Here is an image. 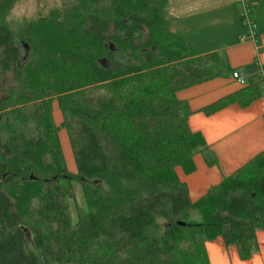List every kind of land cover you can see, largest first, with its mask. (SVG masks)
Returning a JSON list of instances; mask_svg holds the SVG:
<instances>
[{
  "label": "trees",
  "instance_id": "1",
  "mask_svg": "<svg viewBox=\"0 0 264 264\" xmlns=\"http://www.w3.org/2000/svg\"><path fill=\"white\" fill-rule=\"evenodd\" d=\"M62 5L17 32L0 22V77L15 81L0 84V264H210L205 242L218 236L249 258L264 229L263 153L195 201L176 173H192L198 153L217 161L177 92L227 59L172 32L167 0ZM239 18L263 21L264 0H244ZM262 94L264 78L203 111ZM60 128L74 172L47 137Z\"/></svg>",
  "mask_w": 264,
  "mask_h": 264
},
{
  "label": "crops",
  "instance_id": "2",
  "mask_svg": "<svg viewBox=\"0 0 264 264\" xmlns=\"http://www.w3.org/2000/svg\"><path fill=\"white\" fill-rule=\"evenodd\" d=\"M167 1L171 31L200 54L219 52L229 65L220 76L177 92L192 111L189 128L203 136L217 159L208 165L198 153L193 158L192 173L176 168L179 178L187 184L190 199L195 201L253 156L260 152L264 155V94L246 106L232 102L210 114L203 111L205 106L264 78V20L242 23L239 15L244 0L241 10L236 0H174V5ZM233 71L245 78V84L232 77ZM61 120L62 115L54 124L59 125ZM62 131L67 134L65 128L58 133ZM205 245L210 264H264V229L256 231V248L247 259L240 258L236 245H226L221 236L207 240Z\"/></svg>",
  "mask_w": 264,
  "mask_h": 264
},
{
  "label": "rangeland",
  "instance_id": "3",
  "mask_svg": "<svg viewBox=\"0 0 264 264\" xmlns=\"http://www.w3.org/2000/svg\"><path fill=\"white\" fill-rule=\"evenodd\" d=\"M70 1L72 0H10L11 4L8 10L6 11V5H5L4 9L2 10V11L5 10V12L0 14V22L8 23L9 27L13 31L17 32L19 28L21 26H24L26 23L33 22L39 17L47 16L51 14L52 10L54 9L61 10L63 6L62 4L63 3L69 4ZM171 1L174 5V0ZM242 1L243 0H236V4L238 5L240 10L242 9ZM261 77H263L262 74ZM236 81L240 83L238 80ZM2 83H4V85L14 84L15 81L13 80L12 75L8 73L4 78L0 77V84ZM52 103H53V109L51 114V122L59 123L61 114L57 107V101L53 100ZM47 137L50 142H55L57 141V139H59V142L61 144L64 153L67 168L69 169V171L74 172L76 170V166L74 163L73 152L69 144L68 135L65 133V131H62L57 134L49 133ZM196 155H200V154H196ZM73 185L75 186V189L79 197L81 198L80 186L78 182L73 181ZM190 217L193 220L201 221L199 214L195 210L191 212ZM198 238H203V236L200 235L198 236Z\"/></svg>",
  "mask_w": 264,
  "mask_h": 264
},
{
  "label": "built area",
  "instance_id": "4",
  "mask_svg": "<svg viewBox=\"0 0 264 264\" xmlns=\"http://www.w3.org/2000/svg\"><path fill=\"white\" fill-rule=\"evenodd\" d=\"M247 22H248V20H247ZM262 73L264 75V69L262 70ZM232 77L235 78L236 80H238L241 84L245 83V78L242 75H240L238 72H236V71L232 72Z\"/></svg>",
  "mask_w": 264,
  "mask_h": 264
},
{
  "label": "water",
  "instance_id": "5",
  "mask_svg": "<svg viewBox=\"0 0 264 264\" xmlns=\"http://www.w3.org/2000/svg\"><path fill=\"white\" fill-rule=\"evenodd\" d=\"M179 224H183V222H179Z\"/></svg>",
  "mask_w": 264,
  "mask_h": 264
}]
</instances>
